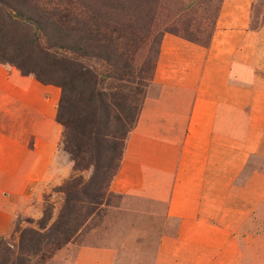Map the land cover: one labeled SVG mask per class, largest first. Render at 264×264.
<instances>
[{"label":"crops","instance_id":"0c3cea01","mask_svg":"<svg viewBox=\"0 0 264 264\" xmlns=\"http://www.w3.org/2000/svg\"><path fill=\"white\" fill-rule=\"evenodd\" d=\"M235 1L222 6L208 48L190 45L167 59L182 64L174 74H159L186 104H145L128 135L110 187L123 194L118 208L135 218L133 227L146 220L139 227L152 230V238L147 248H120L118 264L128 255L135 264H238L242 257L232 227L247 202L264 194V172L254 167L245 174L251 157H264V13L255 26L249 0ZM59 95L58 87L0 64V157L13 159L8 169L0 166V184L14 189L7 174H29L17 186L27 184V191L0 194V234L16 214L30 215L33 205L40 212L43 194L70 174L72 162L56 149ZM114 251L82 249L78 264H115Z\"/></svg>","mask_w":264,"mask_h":264},{"label":"trees","instance_id":"16d2710c","mask_svg":"<svg viewBox=\"0 0 264 264\" xmlns=\"http://www.w3.org/2000/svg\"><path fill=\"white\" fill-rule=\"evenodd\" d=\"M87 1L92 0H0V64L60 89L55 120L74 173L54 189L63 198L52 221L55 204L48 193L36 225L16 226L25 254L18 264L33 256L44 261L82 231L97 207H111L110 196H123L110 186L142 109L139 87L146 76L139 75V51L141 43H152L143 63L151 78L162 32L152 35V26L141 24L136 8L128 13L109 5L93 11ZM77 4L85 9L78 10ZM165 32L180 35L174 26ZM212 35L206 44L186 31L181 36L207 47ZM91 58L100 59L108 73L84 61Z\"/></svg>","mask_w":264,"mask_h":264},{"label":"rangeland","instance_id":"374dc122","mask_svg":"<svg viewBox=\"0 0 264 264\" xmlns=\"http://www.w3.org/2000/svg\"><path fill=\"white\" fill-rule=\"evenodd\" d=\"M249 2L251 4L253 12V24L256 23V25H254L257 26V23H261L264 13V0H249ZM235 3V0H92L87 1V6L90 7L93 11L103 9L105 10V7L109 5H114L116 6V8H120L123 6L128 13H131V11L136 8L141 11V24L144 26H152V35H155L154 32H162L158 47V55L156 60L153 61L155 64V68L153 74L151 75V78L149 77L150 73H145L146 75L144 74L145 69L143 67V63H147L148 54L153 50V48H150V45H152V43H150L149 40L141 43L139 51L138 64L144 69L140 70L139 75L143 74V76H146L144 82H142L139 87L141 90V104L144 108L145 104H186V102L183 101L184 93H180L178 96L175 93H172L173 91L169 92L167 77H161V75L159 74L161 73V70H164L165 73L167 72L166 70H169L171 74H174L172 70H177L182 66V64L180 65V63L178 64L174 61H168L167 59L178 58L177 55H181V53L186 51L190 52V45L199 48V52L200 49L205 50L206 48H208L210 46L212 38L209 45L207 47H204L195 42L184 39L181 35L186 31L188 34H190L191 37L198 39L203 44H206V42H208L209 40L208 34L212 31L213 34L215 33L222 6L227 7L229 4L232 5ZM238 3L244 4L246 2L239 1ZM77 6L79 8L78 10L85 9L83 6H79L78 4L76 5V7ZM118 17L119 16H117V18ZM126 18L127 16L124 17L125 21H127ZM221 20L224 22H228L229 24L230 15L225 14L223 17H221ZM170 26L177 27L180 31V35H174L165 32V30ZM219 28L231 29L230 27H226V25H220ZM174 36L177 39H171V37ZM241 36L245 37V33H241ZM214 50L217 51V49ZM84 61L88 64L96 66L100 72L108 73L107 66L100 59L91 58ZM149 61V65H151V58ZM156 74L157 79H159L160 81H157V79L155 78ZM169 80L175 79L171 78ZM149 111L151 110L149 109ZM34 131V128H32L31 132ZM159 135L163 136L164 134ZM161 143L165 142L161 141ZM56 149L59 154H67L62 149L60 141L58 142ZM29 155L33 157L35 154L33 155V153H31ZM11 161L13 162V159ZM11 161L9 159L0 157V166L3 167V169H8V165L12 166ZM254 167L255 169L260 168L264 172V157H251L248 165L246 166L245 174H247V172H249V170ZM73 174L74 173L72 167L69 175L66 172L62 173L60 175L61 182L58 185H61L65 180H68ZM89 174L90 170L83 172V175L85 177H87ZM7 175H10L12 179L11 182L13 183L12 185L16 187H14L13 189L11 186H4L0 184V194L3 190L6 191L5 189H7L10 193L14 192L15 194L20 191L19 193H17V195L24 193L25 190H28L26 183L25 186L21 187V189L17 186L20 185L22 181L21 178H24L29 174L16 173ZM37 182L33 185H36ZM48 182L49 181H44L42 183L48 185ZM238 182L239 184H242L241 180ZM58 185L51 187L48 192L49 194H51V201L55 204V208L53 210V218L51 219V221L56 217L57 211L60 207L59 204L62 202L63 198V195L61 193L54 191L55 187H57ZM48 193L43 194V198L39 208L40 212H37L38 209L35 211L33 201L30 215H24L22 213L16 214L9 230L0 234V238H2L0 242V264H18L17 261L19 259V256L25 258V254H22L19 250L20 236L19 232L15 231L16 226L19 225V228L22 229L26 228L30 224L36 225V221L42 215L44 197ZM120 198L121 197L118 195L110 196V198L108 199V204L111 205V207H97L95 216L90 219V221L82 229V231L79 232L71 242L63 246L61 249L55 251L50 257L42 261L37 258L38 256H33L28 258V260L24 259L26 263L78 264L81 255L83 254L82 249L91 251L103 248L104 246H110L115 250L113 253V259L115 264H118L117 261L119 260L120 248L126 247L132 250L136 248H147L146 243H148L152 238L150 236L152 230H150L149 228H140L139 226L143 222H147L146 220L141 219L138 221L139 224L136 227H133L134 225L132 221L135 218H132V216L128 217L123 210H120L118 208ZM247 204V210L245 209L243 214L239 213L241 217L240 219H238V225L236 227H232L234 233L240 235V243L242 244L240 255L242 257L238 261V264H264V194H262L260 200H257L253 204H250V201H248ZM149 219L151 222L148 223L151 225L154 218L151 217ZM28 221L33 222L29 224ZM126 259L127 262L124 264H135L133 256L128 255ZM96 264H100V262L97 261Z\"/></svg>","mask_w":264,"mask_h":264}]
</instances>
